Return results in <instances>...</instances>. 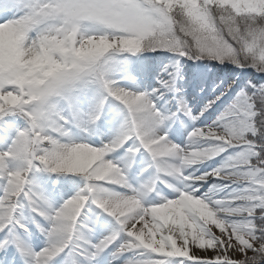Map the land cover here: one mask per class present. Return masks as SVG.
<instances>
[{
    "label": "snow or ice",
    "instance_id": "obj_1",
    "mask_svg": "<svg viewBox=\"0 0 264 264\" xmlns=\"http://www.w3.org/2000/svg\"><path fill=\"white\" fill-rule=\"evenodd\" d=\"M0 264H264V0H0Z\"/></svg>",
    "mask_w": 264,
    "mask_h": 264
}]
</instances>
